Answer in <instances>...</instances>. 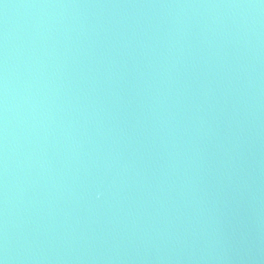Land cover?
Here are the masks:
<instances>
[{"label": "water", "instance_id": "1", "mask_svg": "<svg viewBox=\"0 0 264 264\" xmlns=\"http://www.w3.org/2000/svg\"><path fill=\"white\" fill-rule=\"evenodd\" d=\"M0 264H264V0H0Z\"/></svg>", "mask_w": 264, "mask_h": 264}]
</instances>
